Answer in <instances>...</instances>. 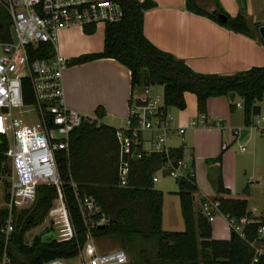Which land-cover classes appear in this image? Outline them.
<instances>
[{
    "label": "trees",
    "instance_id": "1",
    "mask_svg": "<svg viewBox=\"0 0 264 264\" xmlns=\"http://www.w3.org/2000/svg\"><path fill=\"white\" fill-rule=\"evenodd\" d=\"M112 1L121 6L123 16L118 22L105 24L102 50L73 58L70 64L113 58L129 69L132 94L138 86L161 84L165 104L184 108V92L191 91L196 95L199 112L205 111L209 96L234 92L242 100L244 124H250L252 115L259 113L256 100L264 97V66H252L228 74L196 72L183 59L160 50L144 36L143 15L156 7L155 1ZM211 1L210 9L203 8L199 0H185V7L194 14L206 16L236 33L257 38L263 43L258 33L260 24L247 19L245 0H237L239 11L234 16L228 15L219 0ZM217 14L225 15L226 22H220ZM9 27V15L0 5L1 41L10 38ZM83 30L92 33L94 27L87 25ZM52 53L50 43H41L35 56L49 58ZM22 91L24 101H32L27 77L23 78ZM95 113L101 117L102 106H96ZM115 129L102 121L99 124L95 121L82 122L71 131L68 149H60L55 154L62 180L61 190L75 235L70 239L57 240L47 226L35 234L30 242L25 240V232L44 221L57 196L55 185L38 184L36 198L29 207L12 209L14 227L9 238L5 239L4 232L0 230V264H42L53 257L75 256L78 245L85 242L87 232L76 204L75 191L93 195L99 203L97 215L103 213L107 217L105 223L90 227L91 234L94 237L114 236L120 246L128 249L135 258L130 260V264H264V253L254 259L255 246L264 249V236H258L257 232L258 226L264 224V209L256 221L243 225V237L231 229L229 238H214L210 221L200 209L196 211L194 208V193L197 190L194 176L189 179L177 178L178 187L172 191L179 198L183 228H163L162 191L153 186L152 177L164 163L165 156L161 152L131 156L127 184L118 185ZM7 147L5 134L0 132V173L9 171V158L5 154ZM173 152L177 157L183 156L182 147H175ZM220 160L221 153L207 159ZM212 183L219 193H223L215 196L219 200L221 213L234 218L249 213L245 197L228 194L229 189L223 183L219 166ZM4 197L8 195L5 193ZM7 212L6 206H0V223ZM147 242L153 245L149 246Z\"/></svg>",
    "mask_w": 264,
    "mask_h": 264
},
{
    "label": "built area",
    "instance_id": "2",
    "mask_svg": "<svg viewBox=\"0 0 264 264\" xmlns=\"http://www.w3.org/2000/svg\"><path fill=\"white\" fill-rule=\"evenodd\" d=\"M10 18V38L0 40V113L8 119L11 133L0 130L8 142L5 154L9 158L10 175L6 189L7 198L3 205L8 208L7 216L0 223V230L9 238L14 227L12 209L29 207L36 198L38 184H53L57 196L47 211L45 218L57 240L70 239L75 235L74 226L66 208L61 190L62 180L56 164V152L67 150L71 131L82 122H101L96 115H86L67 106L65 101L62 70L70 64V59L55 53V41L58 31L63 28L87 25L93 27L106 23L118 22L123 16L121 6L112 0H0ZM41 43H50L51 57H36L37 47ZM35 56V57H33ZM27 77L30 81L32 101L25 102L22 82ZM125 125L117 126L115 135L118 141L117 184L126 185L130 171V158L141 157L144 153L161 152L165 161L159 169L177 178H192L194 171L190 164L173 152L175 147L167 144L173 133L182 134L185 126L174 123L168 113L163 96L151 94L146 88L139 95L132 96ZM243 106L242 100L235 102ZM220 125V122L207 121L204 112L189 121L190 126ZM248 129L264 134V113L252 115ZM153 132L152 147H141V133ZM239 141V148L244 149L240 128L233 130ZM229 144L223 143L222 147ZM158 169V170H159ZM153 180L157 175H153ZM74 185V183H73ZM75 200L86 223V240L78 245L76 264H130L127 250L122 246L101 250L97 247L90 227L105 223L107 217L99 213L98 200L91 194L75 191ZM200 211L212 220L219 209L216 197H204ZM244 214L239 218L224 215L231 229L244 236L243 225L257 220L258 217ZM46 226V227H47ZM45 228V227H44ZM258 236H264V224L257 228ZM253 243V241H251ZM264 251L255 246V256ZM42 264H65L61 257H53Z\"/></svg>",
    "mask_w": 264,
    "mask_h": 264
},
{
    "label": "crops",
    "instance_id": "3",
    "mask_svg": "<svg viewBox=\"0 0 264 264\" xmlns=\"http://www.w3.org/2000/svg\"><path fill=\"white\" fill-rule=\"evenodd\" d=\"M143 1V0H139ZM156 7L143 15V34L160 50L169 52L185 61L194 71L200 73L228 74L248 69L252 66H264V43L236 33L214 20L194 14L185 7V0H153ZM245 11L249 22L264 24V0H245ZM203 8L210 9L211 0H199ZM220 5L230 16L239 11L237 0H219ZM104 25L94 27L92 33L82 28L69 27L58 31L55 41V53L68 59L87 53L99 52L103 48ZM62 83L66 104L87 115H96L95 108L100 105L103 115L100 120L113 127L123 126L129 113L132 96L139 95L147 88L151 94H163L152 90L155 84L130 86L129 69L113 58H100L80 64H68L62 70ZM159 95V94H158ZM185 107L167 106L168 113L175 124L185 126L182 134L173 132L167 139L172 147H182L183 158L194 171L197 190L194 193V208L199 209L203 197L223 195L219 193L212 179L220 167L224 185L229 195L245 197L247 210L258 216L264 209V134L249 130L246 138L241 139L244 149L233 130L247 128L244 124V110L236 106L239 95L233 98L228 94L209 96L206 99L204 113L207 121H218L220 125L190 126L189 121L198 116L196 95L184 92ZM236 100V101H235ZM259 112L264 113V97L255 102ZM141 147H152L153 132L141 133ZM237 141V146H232ZM229 144L223 148L222 144ZM221 153L220 162L207 161ZM157 175V171L154 172ZM162 191V226L165 229H180L184 226L181 215L168 216L164 209ZM171 190V195H177ZM178 197V195H177ZM179 204V198H178ZM258 210V212H254ZM211 233L214 238H229L231 228L227 218L217 214L210 220Z\"/></svg>",
    "mask_w": 264,
    "mask_h": 264
},
{
    "label": "rangeland",
    "instance_id": "4",
    "mask_svg": "<svg viewBox=\"0 0 264 264\" xmlns=\"http://www.w3.org/2000/svg\"><path fill=\"white\" fill-rule=\"evenodd\" d=\"M152 90L161 91L160 84H155V86L153 87ZM158 94L162 96L161 92H158ZM82 114H85V113H82ZM89 115H91V114H89ZM0 130H4L9 134L11 133L9 123H8V119L5 116H3L1 113H0ZM253 132H254V130L252 129L251 134ZM237 144H238V142L235 141L232 146L235 147V146H237ZM7 164L9 166V171H10V163L7 162ZM9 171L6 170V171L0 173V206H3V204H4L3 203V191H4L3 189H5V192H4V194H5L7 186H8V182H9V175H10ZM157 174H158V180L153 182V186L155 188L160 187V186L163 187L164 209H165L166 218L168 216H176L177 213L180 215L177 195L169 194V192L171 193V190H169V189H177V187H178L177 179L175 177L169 175V174H166L165 171L162 169L157 170ZM6 183H7V185H6ZM254 212L257 213L258 210L254 211ZM259 216L260 215H258L256 217H259ZM180 218H181V215H180ZM47 222L48 221L45 218L42 223L28 229L24 235L25 240L27 242H30L31 238L35 234L44 230V227L47 226ZM180 229H182V228L180 227ZM94 239H95L97 247L101 250H106L109 248L120 246V244L118 243L116 238L112 235H103L100 237H95ZM152 245H153L152 242H150L149 246H152ZM150 250H151V247H150V249H148V252H150ZM262 250L264 251V249H262ZM127 252H128L130 260H134L135 258L133 257V255L131 254V252L128 249H127ZM62 259H63L65 264H76V262H77V259L75 256L68 257V258H62Z\"/></svg>",
    "mask_w": 264,
    "mask_h": 264
},
{
    "label": "water",
    "instance_id": "5",
    "mask_svg": "<svg viewBox=\"0 0 264 264\" xmlns=\"http://www.w3.org/2000/svg\"><path fill=\"white\" fill-rule=\"evenodd\" d=\"M217 18H218V20H219L220 22H222V23H225V22H226V16H225V15L217 14ZM258 33H259V35H260V37H261V39H262V41H263V43H264V24H263V25H260V26L258 27ZM229 96H230V98H233V96H234V92H230V93H229ZM248 132H249L248 128H241V129H240V136H239V139H244V138H246V136L248 135Z\"/></svg>",
    "mask_w": 264,
    "mask_h": 264
}]
</instances>
